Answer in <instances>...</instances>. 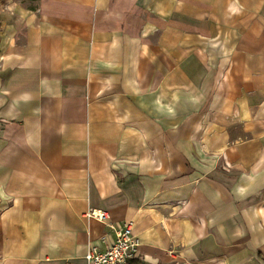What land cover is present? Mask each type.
Masks as SVG:
<instances>
[{
  "label": "crops",
  "instance_id": "obj_1",
  "mask_svg": "<svg viewBox=\"0 0 264 264\" xmlns=\"http://www.w3.org/2000/svg\"><path fill=\"white\" fill-rule=\"evenodd\" d=\"M123 222L129 264H264V0H0V264Z\"/></svg>",
  "mask_w": 264,
  "mask_h": 264
},
{
  "label": "built area",
  "instance_id": "obj_2",
  "mask_svg": "<svg viewBox=\"0 0 264 264\" xmlns=\"http://www.w3.org/2000/svg\"><path fill=\"white\" fill-rule=\"evenodd\" d=\"M87 218L105 221L108 218L106 211L91 209L85 213ZM114 231V240L111 245L106 244L104 249L90 247L84 260L86 264H129L132 260H140V242L132 232V224L123 222L119 227L107 226Z\"/></svg>",
  "mask_w": 264,
  "mask_h": 264
}]
</instances>
